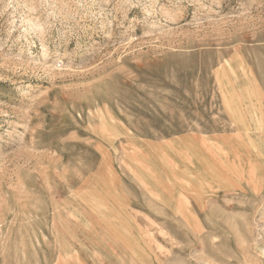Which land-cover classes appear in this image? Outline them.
<instances>
[{
	"label": "rangeland",
	"instance_id": "rangeland-1",
	"mask_svg": "<svg viewBox=\"0 0 264 264\" xmlns=\"http://www.w3.org/2000/svg\"><path fill=\"white\" fill-rule=\"evenodd\" d=\"M0 264H264V0H0Z\"/></svg>",
	"mask_w": 264,
	"mask_h": 264
}]
</instances>
